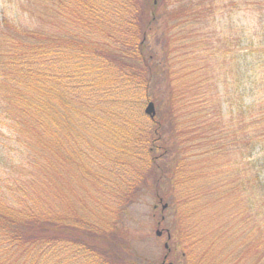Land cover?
<instances>
[{
  "label": "trees",
  "instance_id": "trees-1",
  "mask_svg": "<svg viewBox=\"0 0 264 264\" xmlns=\"http://www.w3.org/2000/svg\"><path fill=\"white\" fill-rule=\"evenodd\" d=\"M154 1L79 0L81 3L77 6L81 11L73 20L78 28L58 38H40L39 34L21 29L11 36L16 40L15 51L6 46V53L0 52V113L4 111V117L11 118L4 127L6 131L0 134V264H66V261L74 264L76 259L80 264H143L132 248L125 247L123 240L118 242L122 251L117 254L113 244L116 238L111 237L116 232L118 213L140 195L137 185L144 189L143 173L132 176L135 177L134 189L133 179L126 176L137 165L154 169V149L160 148L168 154L173 146L187 149L185 146L195 141L199 149L192 150V156L220 158L222 153H228L223 165L230 169L231 175L224 170L226 178L219 179L213 186L197 181L206 179L207 175L194 179V168H190L192 173L187 175L183 166L167 172L161 170L153 180L161 179L164 174L162 177L169 180L166 190L170 193L175 190L167 206L174 209L175 216L177 204H180L177 189L189 187L190 191L183 197L186 200L182 202L189 206L190 214H201L202 209L214 204L213 214L223 216L221 236L229 239L224 240L223 246L236 240V248L241 245L246 248L237 255L219 252L212 261L215 264H248L250 259L251 264H264V23L258 25L263 30L259 35L242 23L238 28L229 29V33L223 29L219 35L221 39L210 51L208 45L213 40L210 33L202 29L200 37L196 32L187 34L184 28L191 30L203 22L207 25L209 17L215 15L214 0ZM219 1L241 11L249 9L258 13L264 10L259 0H232L230 4L227 0ZM248 4L251 6L247 7ZM161 7H168L170 11L163 16L159 13ZM223 10L224 7L221 12ZM157 22L164 23L166 30L172 31L171 40H184L171 59L168 43L162 48L163 59L153 53L155 44H151L153 51H150L145 43L157 33ZM204 51L207 55L203 57ZM179 58L182 64L175 67ZM60 59L66 64L64 69L61 63L59 65ZM204 59L219 69L227 66L226 78L235 76L233 92L237 103H231L233 109H229L228 123L218 115L221 108L215 111L218 81L210 72L208 75L201 73ZM229 60L235 62L232 68ZM159 72L171 74L174 77L170 80L174 82H184L183 91L181 85L176 89L171 87L170 100L174 108L185 104L197 107L200 104V108H206V112L196 113L200 116L177 117L175 128L181 136L185 135L179 145L173 143L174 135L159 131L155 117H123L108 106L125 97V91L142 92L140 97L146 95L157 101L156 97L148 95V87ZM12 75L20 76L21 83L15 89V104L12 102L6 109L4 104L9 100L2 92L9 93L8 82ZM175 92L181 94L178 100ZM107 100L109 103L103 105ZM124 103L126 106V101ZM166 119L165 126L170 129V122L176 119ZM98 139L107 140L103 149L127 147L128 150L124 158H110V165L108 159H104L106 164L98 161L104 166V172L109 173L106 181H102L103 169L97 165L95 157H90L94 151L92 142ZM61 162L72 167L78 183L86 178L83 190L86 198L93 195L92 188L97 186L95 191L102 197L98 200L103 203L98 218L91 212L79 214L69 206L63 211L59 205L50 206L53 202L48 206L42 204L48 196L49 185L56 187L60 181ZM92 164L102 170L100 185L88 178L93 172L89 169L93 168ZM204 186L220 195L233 192L241 200L240 210L253 215L252 225L247 221H234V208L211 201L212 192L203 196ZM90 204L87 200L83 205L87 209ZM194 217V222L180 217L181 225L190 222L197 227L201 217ZM239 224L244 229L236 230ZM249 226L253 228L247 232ZM177 227L175 223L173 229ZM212 227L214 223L208 235L215 241L218 232ZM189 232L188 237L197 245L200 240L197 229L190 228ZM175 243L164 246L160 264H176L168 261L175 257L180 246ZM182 257L186 259V251L178 256Z\"/></svg>",
  "mask_w": 264,
  "mask_h": 264
},
{
  "label": "rangeland",
  "instance_id": "rangeland-1",
  "mask_svg": "<svg viewBox=\"0 0 264 264\" xmlns=\"http://www.w3.org/2000/svg\"><path fill=\"white\" fill-rule=\"evenodd\" d=\"M231 1L232 0H227V3L230 4ZM259 1L262 2L261 7L264 9V0ZM157 2V0L154 1V3ZM80 3L81 2H79V0H0V52L6 53V50H8L6 46L13 48L14 50H12V52L15 51L16 40L12 39L13 37L11 38V36H15L16 31L21 29H24L33 34H39L38 37L40 38L49 36H55L58 38L63 35V33L64 35H66L67 32L73 31L75 27L78 28L77 26H75V21L73 20L77 16L76 14L81 11L77 6L80 5ZM220 5L224 7V12H221L222 7L220 8ZM239 5L241 6V4H237V6ZM212 6L213 8L215 7V15L209 17L207 25L205 22H203L198 26H195V28H192L191 30L189 27L184 28L187 34L196 32L200 37L203 36L202 29L208 34L210 33V36L213 37L212 43L208 45L210 51H213L215 49L214 46L216 45V42L218 41V39H221L222 35H219L222 33L223 29L226 33H229V29L238 28L239 23H242L243 25L246 24L251 29L246 25L245 26L250 31L255 32L257 35L263 32L262 28H258V25L264 23V16H262V14H264V10L258 11V13L254 10L249 9L247 11H241L238 10L234 5L226 7V2H220L219 0H214ZM248 6L251 5L248 4L247 7ZM161 8L162 9L159 10V13L161 12V15L163 14V16L166 15L165 13L170 11L168 10V7ZM156 27H158L157 33L153 36L151 35L150 37H148L147 41L145 40V37V43H147L150 51H153L151 44H155L153 53H156L155 55L160 56V58L162 59L164 57V51L162 50V48L165 47V43H168L166 44V47H169L168 50H170L171 52V56L169 58L171 59L176 52L177 47L181 43H184V40L180 41L177 38L175 40H171L172 31L166 30L167 27H165L164 23L157 22ZM220 44L221 43H219L218 45ZM18 48L19 46H17V49ZM205 55H207V52L204 51L203 57ZM72 59V63H75V58ZM222 59L224 60V57H222ZM230 61L231 60H229V65L232 68L233 63L235 65V62L234 60H232L231 62ZM60 63L62 65H60ZM63 63L64 62H62V60L60 59L59 65L61 69L62 67L64 69V65H66ZM206 63L207 60H205V62L200 65V67L202 68L201 73L205 72L208 75V72H210L212 73L211 77L213 76L214 80L218 81V84L216 86L219 93V97H217L218 106L215 104L214 108L215 111H218L219 108H221V112H218V115L220 117H223L225 122L228 123L229 119L231 118L229 109H233L231 103H237L234 97L235 94L233 92L235 85V76L232 78H226V73L224 72V70H227V66L219 69L216 66ZM154 64L158 65V63H153V65ZM181 64L182 63L180 62L179 58V62L177 61L175 63V67ZM156 68L160 70L158 66ZM9 69L11 71L10 66ZM10 71L9 73H12ZM234 71L236 72V70ZM156 75L155 77H153L148 87V95L150 97H156L157 101H154L149 97L147 98L146 95L144 97H140V95H142V92L136 91V93L132 94V92L127 93V91H125V97L122 96L119 101L109 105V101L107 100V102L103 103V105L108 104L110 109H115L116 111L118 110V112H120L123 117H133L136 119L140 117H149L148 114L145 113V109L148 105V101L152 100L154 104L153 117H155L156 119V127L160 128L159 131L162 133L165 131L168 132V136L174 135L173 143L179 145L181 139L185 137V135L181 136L180 132H178L175 128L174 123L178 121L177 117H195V115L200 116V114L196 113L204 111L206 112V108H200V104L199 107L192 105L188 106L185 104L181 106H175L174 108L170 100V96L172 95L171 87L173 85L176 89L181 85L183 91V89L185 88L184 82H182V80H176L175 82L170 80L171 77H174L171 74H163L162 72H159ZM1 77L2 76L0 75V80L2 79ZM8 83H10L8 87H11L12 89H8V94H4L2 92L3 95L8 96L6 99L9 100L4 104V107L6 109L12 102L13 104H15V89H18V85L21 83L20 76L18 77L16 75H12L11 81ZM212 87H208V89ZM229 91H231V94H229ZM175 94L178 100V96L181 94L178 92H175ZM124 101H126V106ZM4 113V111L3 113H0V134L6 131L4 128L5 125L11 122V118L4 117L6 116V114ZM235 114L236 113H232V115ZM100 117L103 116L100 115ZM166 117H175L176 119L170 122L172 124L169 127L170 129H167L165 126L167 125L165 123ZM152 127L154 126L152 125ZM103 137L108 138L106 136ZM122 139L126 140V137L123 136ZM106 142L107 140L103 141L100 139L93 141L92 146L94 148V151H91L92 156H90L95 157L94 159L96 160L97 165H99L101 169H103L102 181H106L107 179H109V173L104 172V166L102 167L98 161L106 164L104 159H108V164L110 165V158H124L126 157L128 152L127 147L116 149L111 147L108 150L103 149L104 145L107 144ZM197 144L199 143L196 141L194 143L190 142L189 145L185 146L187 149H181L179 148V146L176 148L175 146H173L171 148V152H169L168 154H165L164 150L160 148L154 149L152 152L153 156L156 157V167L154 169H151L152 166H142L143 168H140V166L137 165L131 172V174L129 176H126V178L133 179L131 184L134 189L133 185L135 182V177L132 176L136 175L137 172L143 173L142 176H145V180L142 184L144 189L139 187L138 184L136 189L137 191H139L138 193H140V195L138 197L135 196L136 199L134 200V202L132 204H129L124 210L118 213L117 221H115L116 232L111 235V237L116 238L114 239L113 244L115 245L114 250L117 254L121 253L122 251L118 246L119 240L125 241V247H130V249L132 248V251L135 253V255H138L142 259L143 264H160L165 253V244L170 245L175 242V245L180 244V246L175 253V257H170L168 261L171 260V262H175L176 264H215L212 260L219 252H223L226 255H237V252L246 249L243 245L236 248V245H234L236 240H234L232 243L231 241H229V243H231L230 245L223 246L224 240L229 239L224 235L221 236L223 231L220 228V221L223 216L219 217V215L213 214L212 206L214 204L207 206L205 210L202 209L201 214H193V216L190 214V211H188L189 206L183 204L184 202H182V200H186L183 197L190 191L189 187H178L177 189V193L180 197V204L178 205L176 203L178 206V211L175 216L179 219V226L178 219L172 212V210L174 209H170V207L167 206L169 202L172 201L175 190H172L171 193L166 190L169 185V180L162 177L164 174L161 175V179L153 180L155 176H158V174L161 173V170L167 172L173 170L174 167L178 168V166L184 167L183 171L187 172L185 175L192 173V170L190 168H194L196 170V172L192 174L194 179H198L199 175L201 177L207 175L206 179L200 178L197 181L213 186L217 185L216 182H219V179L223 181L224 178H226L227 175L224 173V170L227 171V174L229 176L231 175L230 169L226 168V166L223 165L224 161L227 160L228 153H222L220 158H214V156H209L206 158L205 155L203 157H195L192 156L191 153L192 150H195L196 148L199 149ZM190 146H192V149L190 148ZM6 148L8 149L9 147ZM139 151L143 152L141 148L139 149ZM188 162L190 164L189 166H187ZM60 165L61 167L63 166L62 169L60 167V181L57 182L56 187H54L53 185H49L50 190L46 191V195L48 196L44 198V202L42 201V204L48 206L50 202H53L50 206L59 205L62 210L64 209L63 211H65L67 206H69L79 214H86L87 212H91L96 218H98L101 214L100 206H103V203L98 200L102 197L99 196L98 192L95 191L97 186L94 185V188H92V191H94L93 195L86 198V194L83 193V190H85L84 181L86 178H82V180L78 183L76 173L73 176L72 167H70L67 163L63 164V162H61ZM91 166L94 169L89 168L92 169L93 172L92 174L88 175V178L92 180V183L100 185L99 181L101 180H99V177L101 178L102 170H100V167H97L96 165L92 164ZM147 176L148 178L146 179ZM155 181H157L156 185L153 184V182ZM211 189L212 188L209 186H204L203 196H206L209 192H212ZM212 193L213 195L211 196V201L220 202L223 204V206H230L231 208H234L235 213L230 210L235 215L236 219H234V221H238V223L240 221H247L249 225H252L253 219L251 217L253 215H251V213L249 214L248 212L243 213L240 210L241 200L236 195H233V192H223L221 195L218 192ZM87 200L90 201L91 204L87 207V209H85L84 205H86ZM182 204L184 207H182ZM182 211L183 214L181 213ZM222 214H225V212L223 211ZM194 216L201 217V219L199 218L200 222L198 226L196 227L190 222L189 224L183 222L182 224L185 228L184 229L181 225L182 219L180 220V217L194 222V219H196V217ZM175 223L178 226L176 230L173 229ZM213 223L215 227L212 228H216L215 233L218 232V235L216 236V238H214L215 241L211 240L210 234L208 235V233H210V225H213ZM190 228L194 230L197 229V233L200 235V240L197 245L195 242H192L191 237H188ZM241 228L242 227L239 224V228H236V230H240ZM252 228V226H249L247 232H250ZM157 231H160V234H157ZM184 251H186V259L183 258L184 256L182 258H178V256ZM248 262V264H251L252 260L249 259ZM66 264H68L67 261ZM74 264H80V260L76 259Z\"/></svg>",
  "mask_w": 264,
  "mask_h": 264
},
{
  "label": "water",
  "instance_id": "water-1",
  "mask_svg": "<svg viewBox=\"0 0 264 264\" xmlns=\"http://www.w3.org/2000/svg\"><path fill=\"white\" fill-rule=\"evenodd\" d=\"M145 113L148 114L150 117H153L154 114V104L150 101L145 109ZM157 234H160V231H157Z\"/></svg>",
  "mask_w": 264,
  "mask_h": 264
}]
</instances>
